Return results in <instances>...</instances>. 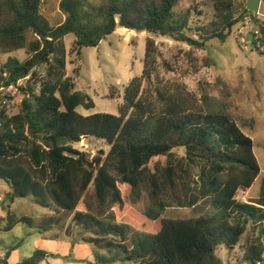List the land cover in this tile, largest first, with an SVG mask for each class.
I'll use <instances>...</instances> for the list:
<instances>
[{
  "label": "trees",
  "instance_id": "16d2710c",
  "mask_svg": "<svg viewBox=\"0 0 264 264\" xmlns=\"http://www.w3.org/2000/svg\"><path fill=\"white\" fill-rule=\"evenodd\" d=\"M94 1L60 0L64 20L52 26L41 13V0H0V54L25 50L27 55L23 61L9 57L0 68V87L27 78L13 97L17 112L9 115L0 106V180L11 191L1 201L6 214L0 217V240L18 224L45 234L70 217L89 234L81 242L106 252L91 264H222L217 248L232 249L247 225L255 224L258 243L248 260L264 262V179L258 203L237 201V193L248 191L260 173L253 141L237 122L225 112L195 108L156 84L152 38L145 42L141 75L123 90L118 115L82 116L76 109L89 110L94 103L66 76L64 44L72 35L78 57L82 48L97 47L120 28L203 50L213 40L225 43L232 29L251 17L260 35L251 46L264 56V20L246 9L236 16L233 0H210L213 19L198 27L189 26L188 12L174 14L179 0ZM89 138L109 149L90 157L73 148ZM143 194L148 209H191L211 199L224 214L162 218L151 233L141 224L158 218L149 220L132 208ZM28 196L50 213L39 221L12 214L10 206ZM16 247L5 248L1 264H8ZM47 257L36 250L15 264H42Z\"/></svg>",
  "mask_w": 264,
  "mask_h": 264
},
{
  "label": "rangeland",
  "instance_id": "374dc122",
  "mask_svg": "<svg viewBox=\"0 0 264 264\" xmlns=\"http://www.w3.org/2000/svg\"><path fill=\"white\" fill-rule=\"evenodd\" d=\"M59 1L41 0V13L52 26L64 20V15L58 8ZM233 1L238 16L246 9L247 0ZM173 12L176 16L188 12L190 27L207 25L214 16L210 0H179ZM253 15L259 21L264 20V0H260L258 12ZM257 30L251 17H246L232 29L225 43L213 40L208 42L203 50H194L166 37L119 28L103 39L97 47L82 48L78 57L72 50L74 37L68 35L64 38L68 52L66 76L73 80L75 90L86 93L94 103V108L86 110L78 107L76 112L82 116L93 114L117 116L125 86L132 78L139 77L142 73L145 42L147 38H152L158 51L154 82L165 86L170 93L180 94L195 108L203 107L227 113L242 128V132L252 139L253 152L260 173L252 187L246 192L237 193L236 199L240 203H258L260 184L264 179V56H259L251 46L254 39L260 38ZM249 37H252L251 41ZM256 47L262 50L257 40ZM9 57L23 61L27 55L25 50L0 54V68ZM7 109L9 115L17 112L14 105H9ZM73 148L87 153L90 157L97 155L99 151L106 153L109 149L105 142L95 138L82 140L73 145ZM179 155L180 152L175 157ZM5 189V186L0 188V195ZM123 196H126L125 191ZM7 205L8 201H5L4 206ZM132 208L136 214L149 220L158 218L153 222L141 224L142 229L151 233L158 231L162 218L187 219L224 214L217 205H213L211 199L202 200L191 209H148L145 194L136 205H132ZM0 209L2 210L1 202ZM10 211L17 217L26 216L35 221L49 214L48 209L36 204L29 196L17 199L10 206ZM2 212L5 217V211ZM84 237H89V234L74 226L70 217L62 228L53 229L45 234H39L35 229L18 224L12 231L1 235L0 249L5 253V248L17 245L10 256L12 264L31 256L36 250L48 254L42 264H91L95 261L96 254L106 255L105 251L81 242V238ZM257 238V226L248 224L238 244L232 249L219 246L216 256L222 264H252L248 260L249 253L251 248L257 246ZM260 241H264V238ZM3 258L4 255L0 257V264ZM113 264L131 263L118 261Z\"/></svg>",
  "mask_w": 264,
  "mask_h": 264
},
{
  "label": "built area",
  "instance_id": "2783aa9c",
  "mask_svg": "<svg viewBox=\"0 0 264 264\" xmlns=\"http://www.w3.org/2000/svg\"><path fill=\"white\" fill-rule=\"evenodd\" d=\"M257 34L259 33L257 32ZM26 80L27 78L21 79L16 84H11L7 88L0 87V106L8 107L9 105H13V97L17 94L18 87L24 85Z\"/></svg>",
  "mask_w": 264,
  "mask_h": 264
},
{
  "label": "crops",
  "instance_id": "0c3cea01",
  "mask_svg": "<svg viewBox=\"0 0 264 264\" xmlns=\"http://www.w3.org/2000/svg\"><path fill=\"white\" fill-rule=\"evenodd\" d=\"M3 186H5L6 189L4 190L3 194L0 195V199H1L0 202H1L2 199H3V195H6V194H8V193L11 192L9 186H8L7 184H5L3 181L0 180V188H2ZM47 213H50V211H48ZM0 217H1V218L4 217V214H3V212H2L1 209H0ZM12 253H13V252L10 253V255H9L8 259H7V263H8V264H12V263L10 262V256H11ZM3 255H5V253L3 252V250L1 251V249H0V257H2Z\"/></svg>",
  "mask_w": 264,
  "mask_h": 264
},
{
  "label": "water",
  "instance_id": "95a60500",
  "mask_svg": "<svg viewBox=\"0 0 264 264\" xmlns=\"http://www.w3.org/2000/svg\"><path fill=\"white\" fill-rule=\"evenodd\" d=\"M259 4H260V0H247L246 10L253 14H257L259 9ZM249 39L251 41L252 37H249Z\"/></svg>",
  "mask_w": 264,
  "mask_h": 264
}]
</instances>
